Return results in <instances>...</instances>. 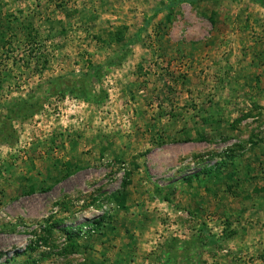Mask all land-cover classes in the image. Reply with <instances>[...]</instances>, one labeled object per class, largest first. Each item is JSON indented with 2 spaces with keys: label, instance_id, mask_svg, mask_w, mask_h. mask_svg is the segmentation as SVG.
<instances>
[{
  "label": "rangeland",
  "instance_id": "374dc122",
  "mask_svg": "<svg viewBox=\"0 0 264 264\" xmlns=\"http://www.w3.org/2000/svg\"><path fill=\"white\" fill-rule=\"evenodd\" d=\"M175 1L0 0V264H264V7Z\"/></svg>",
  "mask_w": 264,
  "mask_h": 264
},
{
  "label": "trees",
  "instance_id": "16d2710c",
  "mask_svg": "<svg viewBox=\"0 0 264 264\" xmlns=\"http://www.w3.org/2000/svg\"><path fill=\"white\" fill-rule=\"evenodd\" d=\"M184 1H186V0H176L175 2L169 3L168 6H167V9L171 10L173 8V6H175L176 4H180V3L184 2ZM252 1L256 2L258 5L264 7V1L263 0H252ZM170 13H171V11H170ZM100 68H101V66H95L92 69H94V72H95L96 70H99ZM76 85H78V84H76ZM69 92L74 94V96L79 98V99L82 98V99L87 100V92L83 91V88H81V87H76V86H74L73 88L70 87L69 88ZM14 109L15 108H12V110H13L12 113H13V115H14V117L16 119L17 118H23V119L24 118H28L29 116H31V115H33L35 113L33 105L27 107L24 111H21V112H17ZM218 165L220 166V164H218ZM215 168H216V166L214 168L213 167L210 168L211 170H208V171L212 172L213 170H215ZM205 171H206V173H208L206 169H205ZM126 185H127V181L124 180L123 183H122V186H121L122 191L118 192L117 194H113L111 196V198L114 200V202L121 209L125 205V195L123 194V190L126 188ZM34 191L35 190L32 187H29V190H28L29 193H33ZM103 222H104L103 217H100V218L93 219V220H91V222L85 223L82 226L90 228V231L86 233V234L90 235L94 231H97V229H99L102 226ZM64 231L66 233V239L68 241V244L70 245V251H74V249L76 248L74 238L82 235V228L65 229ZM86 234H84V235H86Z\"/></svg>",
  "mask_w": 264,
  "mask_h": 264
},
{
  "label": "built area",
  "instance_id": "2783aa9c",
  "mask_svg": "<svg viewBox=\"0 0 264 264\" xmlns=\"http://www.w3.org/2000/svg\"><path fill=\"white\" fill-rule=\"evenodd\" d=\"M89 231H90V228L89 227H83L82 228V234H86Z\"/></svg>",
  "mask_w": 264,
  "mask_h": 264
}]
</instances>
